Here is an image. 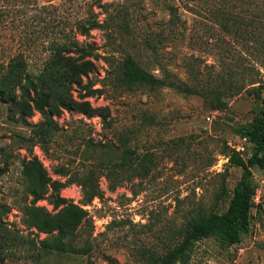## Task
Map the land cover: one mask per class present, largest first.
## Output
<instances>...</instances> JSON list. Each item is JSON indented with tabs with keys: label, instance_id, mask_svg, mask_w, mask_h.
I'll list each match as a JSON object with an SVG mask.
<instances>
[{
	"label": "rangeland",
	"instance_id": "rangeland-1",
	"mask_svg": "<svg viewBox=\"0 0 264 264\" xmlns=\"http://www.w3.org/2000/svg\"><path fill=\"white\" fill-rule=\"evenodd\" d=\"M160 1L0 0V59L22 51L28 71L37 74L46 56V42L71 28L79 46L88 45L95 55L86 59L82 84L87 82L103 91L102 95L79 99L80 91L72 87L71 109L53 103L47 111V123L35 112L20 120L0 102V169L5 168L0 174V221L8 229L39 241L55 231L46 234L35 225L47 229L49 221L51 225L56 221L67 224L74 216L61 207L53 209L45 199L30 202L21 175L28 160L38 162L51 180L64 181L67 176L58 172L61 170L67 175L90 172L88 183L96 185L101 194L82 205L83 189L78 184L59 191L85 212L73 231V247H88L86 255L48 250L39 259H31L19 249L3 264H147L144 254H160L173 237L170 232L181 227L185 218L197 211L206 215L225 209L240 176V169L229 164L227 154L242 147L237 153L246 158L249 151L248 143L235 136L232 128L248 122L264 99V68L258 69L254 88L230 98L221 111L210 110L198 96H183L168 88L114 90L107 72L125 53L159 76L149 56L132 48L119 32L121 15L116 16L130 12L129 25L155 28L166 20ZM207 10L203 9L200 17L188 16L180 51L196 56L201 78L209 73L212 83L222 62H229L224 50H238L239 41L223 40ZM93 20L104 22L106 29L80 36L76 26L86 27ZM110 39L120 47L111 45ZM242 61L247 67H256L247 55ZM167 63L177 79L188 82L177 58ZM120 135L129 138L123 148L115 141ZM122 153H146L151 160L145 174L110 189L105 167L118 162ZM251 173L255 195L248 233L238 244L224 249L212 239L196 242L188 264H264V171L251 169Z\"/></svg>",
	"mask_w": 264,
	"mask_h": 264
},
{
	"label": "trees",
	"instance_id": "trees-1",
	"mask_svg": "<svg viewBox=\"0 0 264 264\" xmlns=\"http://www.w3.org/2000/svg\"><path fill=\"white\" fill-rule=\"evenodd\" d=\"M160 2L166 20L155 28L147 26L140 29L129 25L132 19L130 12H119L116 16L121 15L117 25L119 32L131 43L132 48H139L138 50L149 56L159 76L143 69L129 53H125L107 72L109 83L114 90L124 93L134 89L154 91L168 88L183 96H198L208 103L210 110L221 111L230 98L248 88H254L252 86L258 83L257 71L264 68V0ZM207 8L210 20L222 33V38L239 41L238 50H224L229 62H222L220 70L214 73V84L210 83L212 76L209 73L206 78H201L196 56L180 51L185 44L188 16L200 17L203 9ZM94 29H106V24L93 20L86 27L76 26L80 36H85L88 31ZM72 32L71 28H66L59 31L56 38L46 42V56L37 74L28 71V62L22 51H13L0 59V102L7 104L9 110L16 113L20 120L35 112L47 123L50 120L47 111L51 110L53 103L58 108L70 110L74 103L69 96L72 87L84 92L78 93L79 99L103 94L100 88L94 89L87 82L82 84L81 77L87 74L86 59L95 55L88 45L79 46ZM110 40L111 45L120 47L118 43ZM230 41L226 43L229 44ZM243 55L251 57L256 67L244 65ZM175 58L178 59L188 82L177 79L167 69V62ZM14 90L18 92L17 95ZM232 132L248 143L249 151L246 158L234 151L227 154L229 164L240 169V176L231 189L225 209L220 213L210 212L206 215L197 211L185 218L181 227L170 232L173 237L165 243L160 254H144L147 264H188L196 242L212 239L218 247L224 249L238 244L241 236L248 233L255 195L251 169L264 171V99L260 100L250 120L234 126ZM128 139V136L120 135L115 141L123 148ZM150 160V155L146 153H122L118 162L105 167V178L110 184V189L120 182L145 174L146 164ZM4 170L2 167L0 174ZM58 172L67 176L64 181L51 180L38 162L28 160L22 165L21 175L26 182V193L31 197V203L45 199L53 209L61 207L64 211L72 212L73 218L67 224L56 221L51 225L52 222L49 221L47 229L43 225H35L46 234L55 231L54 235L39 241L14 233L0 221V264H3L6 258L16 256L19 249L23 251V256L31 259H39L40 254L48 250L87 254L88 247H73L76 237L73 231L82 221L85 212L61 197L59 191L69 184H78L83 189L82 205H87L93 198H99L100 191L96 185L88 183L91 179L90 172L83 175H67L63 170ZM63 239L66 240L64 243Z\"/></svg>",
	"mask_w": 264,
	"mask_h": 264
},
{
	"label": "built area",
	"instance_id": "built-area-1",
	"mask_svg": "<svg viewBox=\"0 0 264 264\" xmlns=\"http://www.w3.org/2000/svg\"><path fill=\"white\" fill-rule=\"evenodd\" d=\"M244 141V139H242ZM235 151L236 152H242L243 151V148L242 147H234Z\"/></svg>",
	"mask_w": 264,
	"mask_h": 264
}]
</instances>
